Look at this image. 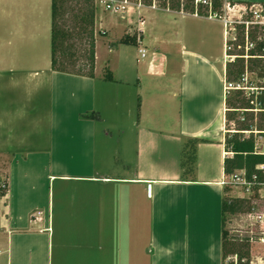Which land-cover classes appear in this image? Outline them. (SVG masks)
Returning <instances> with one entry per match:
<instances>
[{"label": "crops", "instance_id": "1", "mask_svg": "<svg viewBox=\"0 0 264 264\" xmlns=\"http://www.w3.org/2000/svg\"><path fill=\"white\" fill-rule=\"evenodd\" d=\"M139 14L135 58L114 44L135 17L116 16L124 23L111 22L121 32L101 64L96 31L89 76L52 67V0H0L6 264H55L59 246L101 264H140L141 249L147 264H223L224 159L233 155L223 24L164 8ZM196 20L218 24L222 53L214 28ZM188 139H199L192 174L182 166Z\"/></svg>", "mask_w": 264, "mask_h": 264}, {"label": "trees", "instance_id": "2", "mask_svg": "<svg viewBox=\"0 0 264 264\" xmlns=\"http://www.w3.org/2000/svg\"><path fill=\"white\" fill-rule=\"evenodd\" d=\"M75 2L72 5L71 2ZM149 2L150 0H146ZM186 9L193 11V0H186ZM264 3V0H263ZM96 2L95 0H52V67L54 70L73 72L77 74H85L94 76L95 60H96V39H95V16H96ZM171 8L179 9L180 0H171ZM71 10L76 13V22L72 29L63 24L62 20L65 13ZM244 27V26H242ZM74 36L86 38L89 48L87 51V66L88 72L80 70H70L69 66H74L77 63L76 52L73 51L75 45L70 43ZM252 40L256 41V35L251 32ZM138 44L137 35L125 33L118 42L114 44ZM240 43L243 45L244 41ZM263 42H257V45L252 49L251 55L263 54ZM243 54V53H240ZM264 60L261 58H250L248 64L242 57H237L234 62H228L226 66V77L230 82L240 81L246 69L254 71L259 69V76L264 78ZM256 70V69H255ZM107 79H112L111 75L106 74ZM264 87V85H261ZM255 94L250 96L245 95L243 90L233 91V95L227 98V105L230 110L227 113V129L225 145L228 151L233 152L232 156H226L224 159V172L231 174L237 169H246L249 178L254 174L260 172L257 165L264 162V155L255 153V138L253 133L246 136L242 131L257 129L264 135V111L258 112V119L254 124V111H247L244 109H251L256 104ZM257 103L260 108H264V90L257 96ZM241 112V113H240ZM236 114H244V116L237 117ZM90 116H98L97 113H92ZM242 117H245L243 120ZM237 122L238 127H232V122ZM199 139H188L182 149V166L185 172L192 173L195 168L197 158V145ZM261 178V176H260ZM8 180L0 181V194L5 195L8 190ZM226 195L224 196L222 212H223V264L228 255H237L239 264H249L251 251L249 238L241 240L239 243L229 239V232L226 229V219L228 213H237L244 211L246 199L239 197H228L227 193L231 191L229 185H225ZM247 258V262H242V259ZM228 264H233L228 263Z\"/></svg>", "mask_w": 264, "mask_h": 264}, {"label": "built area", "instance_id": "3", "mask_svg": "<svg viewBox=\"0 0 264 264\" xmlns=\"http://www.w3.org/2000/svg\"><path fill=\"white\" fill-rule=\"evenodd\" d=\"M101 1L105 11H110L115 14H121L128 16L130 18L135 17L133 20L135 23H130L129 31L130 34L137 35L138 41H141V32L142 29L137 26V24L144 23L142 15L139 14V10L144 7L151 8H164L167 10H175L171 8V0H95ZM186 0H180V8L176 11L182 14H192L197 17H205L207 19L218 20L222 22L224 27V36H225V47H226V62H234L237 57H242L245 59L246 64L250 58H261L264 60V47L263 54L251 55V50L254 49L257 45V42L264 43V36L261 40L256 41L252 40L250 34L253 32L251 26L256 29H263L264 31V3L263 0H193L192 4L194 10L190 11L186 9ZM132 21V22H133ZM137 23V24H136ZM244 26V27H242ZM133 29V30H132ZM241 31L240 41L243 40L244 44L242 45L240 41L237 43L238 47H243L246 53H231L232 47L236 40H238L237 31ZM254 33V32H253ZM142 56H145L146 50L140 49ZM229 58V59H228ZM246 69L241 80L237 83L230 82L226 80L224 89L225 92L229 93L231 90H251L252 93H248V96L255 94L256 104L254 108L244 109L247 111H254L258 113L264 111V108H260L257 103V96L264 90V87L260 86L261 91H257L253 86L250 87L247 85V73ZM244 120L245 117H242ZM244 134L251 135L253 133L255 138V153L264 155V135L257 129L243 130ZM248 135V136H249ZM247 136V135H246ZM257 168L260 172L259 174H254L252 178H249L247 175L246 169H237L231 174H225L223 180L224 185L234 184L241 187L246 192H258L264 197V162L257 165ZM261 176V178H260ZM254 218L257 220L256 224L259 223L258 235H251L249 238L250 242H260L264 244V213L256 214ZM259 264L264 262V257L259 258ZM248 259H242V262H247ZM233 264H239L237 255ZM255 262L249 260V264H254Z\"/></svg>", "mask_w": 264, "mask_h": 264}, {"label": "rangeland", "instance_id": "4", "mask_svg": "<svg viewBox=\"0 0 264 264\" xmlns=\"http://www.w3.org/2000/svg\"><path fill=\"white\" fill-rule=\"evenodd\" d=\"M72 5H75V2H71ZM75 6H78L75 5ZM96 16H95V39H96V31H97V42H98V54L100 57V64L103 62L104 58L108 55V42L113 41L117 38V36L120 34L121 30L120 27H115L114 25L111 26V22H118L119 24L123 21L120 20L121 14H115L110 11H105L104 6L101 3V1H96ZM76 13L71 12V10H68L64 18L62 20L63 24H66V26L70 29L73 28L76 22ZM164 15L170 16V13H165ZM117 16V17H116ZM98 17V20L103 19V23H99L96 25V18ZM198 25L207 26L214 28L213 32V42H214V50L218 52L221 51V41H220V27L218 24H211L210 22H207L205 20H196L195 21ZM124 23V22H123ZM108 30L107 35H104L101 31L102 29ZM129 29V28H128ZM251 29L253 30L254 34L258 36L257 41L261 40V38L264 36L263 29H256L254 30V27L251 26ZM241 31H237L238 40H236V43H234L231 53H246L243 47H238L237 43L240 41L241 37ZM221 37V36H220ZM70 43H73L75 47H73V51L76 52V60L77 63L74 66H69L68 68L70 70H80L82 72H88V66H87V51L89 48L88 42L86 38H80L78 36H74V38L70 41ZM124 43H119V45ZM129 46L127 48H120L125 50V56L134 57L137 55L135 47V44H128ZM120 52V51H119ZM121 53V52H120ZM222 53V51H221ZM229 59V58H228ZM264 62V61H263ZM256 69V70H255ZM254 71H248L247 73V85L250 87H254L257 89V91H261L260 86L264 85V78L259 76V69L255 68ZM234 83H237L238 81H233ZM233 91L231 90V95H233ZM245 95L248 96V93H252L251 90L244 91ZM261 94V93H260ZM241 113V112H240ZM244 116V114H236L237 117ZM259 121L258 114L255 113V119L254 124ZM232 127H238L237 122L231 123ZM249 135V134H245ZM10 157L8 154H2L0 155V181L5 182L7 180V164ZM192 174V173H191ZM194 175V174H193ZM231 187V191L227 193L228 197H239L242 199H246V203L244 205V211H240L237 213H228L227 219H226V229L229 232V239H232L235 242H240L243 239H246L250 237L251 235L256 236L258 235V229H259V223L256 224V219L254 216L256 214H262L264 213V197L261 196L258 192H246L238 185L234 184H228ZM60 241H58V244ZM141 248H143V241L141 242ZM56 263L55 264H101L99 260L101 257L98 256H90L89 258H86L81 251H77V253H72L71 255L67 253L66 255L63 254V251L61 247L59 246L56 250ZM250 251L251 256L250 260L254 261V264H259V258L262 256L264 257V244L260 242H250ZM61 253V254H60ZM141 259L140 264H147L145 261V256L143 253V249H141ZM235 259L234 254H230L225 259V264L232 263ZM6 258L2 257L0 258V264H6ZM109 260L105 262L104 264H109ZM234 263V262H233ZM103 264V263H102ZM264 264V262L262 263Z\"/></svg>", "mask_w": 264, "mask_h": 264}]
</instances>
